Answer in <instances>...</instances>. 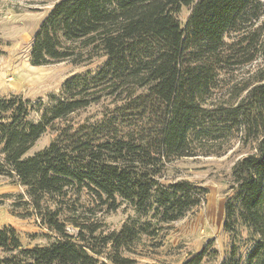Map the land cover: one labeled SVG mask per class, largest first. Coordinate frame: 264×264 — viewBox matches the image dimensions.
<instances>
[{
  "label": "trees",
  "instance_id": "obj_1",
  "mask_svg": "<svg viewBox=\"0 0 264 264\" xmlns=\"http://www.w3.org/2000/svg\"><path fill=\"white\" fill-rule=\"evenodd\" d=\"M263 6L261 0L55 4L34 36L31 66L77 63L76 44L92 57L102 53L106 62L96 74L73 75L47 101L0 97L2 172L18 177L41 225L54 234L48 246L27 249L15 229H0V264H136L123 252L143 235L154 236L161 225L185 218L209 193L190 181L163 184L167 166L212 155L209 148L235 132L244 145L255 144L256 152L232 170L223 222L232 243L221 264H264V67L237 103L206 104L215 87L214 65L226 50L259 42L261 34L251 30L262 19ZM185 7L191 13L184 27L178 16ZM232 34L242 39L229 46L226 39ZM104 99L115 104L113 113H103L93 124L59 128L47 148L28 155L49 128ZM72 192L77 198L86 192L109 212L126 206L135 216L109 234L70 206L72 215L62 220ZM217 255L206 249L185 264H202Z\"/></svg>",
  "mask_w": 264,
  "mask_h": 264
},
{
  "label": "rangeland",
  "instance_id": "obj_2",
  "mask_svg": "<svg viewBox=\"0 0 264 264\" xmlns=\"http://www.w3.org/2000/svg\"><path fill=\"white\" fill-rule=\"evenodd\" d=\"M60 1L63 0H0V97L17 95L35 103L40 99L47 101L50 95H59L65 81L73 75L87 72L96 74L103 67L106 62L104 55L100 53L92 57L89 49L85 50L80 44L73 47L77 63L68 61L49 66H31L30 50L34 36L53 6ZM261 1L264 4V0ZM190 13L191 9L185 7L178 16L184 27ZM251 31L261 34L257 44L249 40L242 49H227L220 62L214 65L212 78L215 87L211 89L210 98L206 102L209 108L232 106L246 96L247 87L256 83L257 74L264 67V57L260 52L261 44H264V13ZM239 39H242L241 34H232L226 43L230 46ZM256 46L258 50L254 51ZM251 55H255L254 60L245 62ZM114 106L113 102L104 99L99 106L74 114L66 122L56 123L55 128H49L28 155L47 148L56 138L59 128L96 123L102 119L103 113H113ZM33 120L39 122L38 116L35 115ZM254 148L255 144L244 145L241 136L235 132L230 139L219 141L209 148L212 155L177 159L168 165L160 182L168 185L175 181H190L205 187L209 191L205 202L190 210L185 218L161 225L154 236L143 235L130 251L122 255L134 259L136 264H185L207 249L208 253L215 251L218 255L215 258L206 257L202 264L224 262L229 256L232 243L223 228L225 204L230 197L229 189L232 185V170L238 160L254 154ZM206 151L209 152L208 149ZM3 160L0 154V229H15L27 249L48 246L54 241V234L41 225V219L30 203L27 189L20 185L18 177L2 172ZM69 199L61 219L66 220L72 215L69 206L76 208L79 217L101 224L104 234L120 231L129 218L135 216L126 206L116 212H109L107 206L86 192L78 198L72 192ZM49 206L54 207L52 203ZM68 229L71 234L77 233L70 226ZM242 236H246L245 232ZM0 256L3 254L0 253ZM101 260L109 263L105 258Z\"/></svg>",
  "mask_w": 264,
  "mask_h": 264
}]
</instances>
